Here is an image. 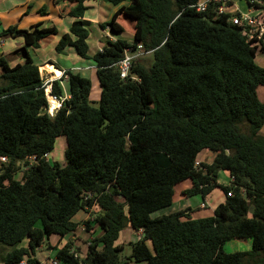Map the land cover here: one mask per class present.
Here are the masks:
<instances>
[{"label":"trees","instance_id":"1","mask_svg":"<svg viewBox=\"0 0 264 264\" xmlns=\"http://www.w3.org/2000/svg\"><path fill=\"white\" fill-rule=\"evenodd\" d=\"M72 1L68 15L76 20L54 49L72 48L94 62L98 107L89 101L90 80L68 71L60 81L66 78L69 98L48 115L46 85L27 48L55 36L54 27L0 34L20 37L25 59L11 67L0 57V157L8 160L0 170V244L9 249L2 264H40L36 248L73 233L72 218L93 203L98 210L83 225L96 235L80 243L77 257L68 242L52 248L59 264H264V102L257 97L264 69L255 49L226 15L197 13L198 0H131L101 25L118 39L89 57L82 20L89 0ZM121 14L134 24L131 43L121 38ZM138 46L150 63L134 59L129 78L120 79L124 50ZM50 86L53 97H62L59 81ZM58 137L65 140L63 165L42 159ZM203 151L213 158L196 167ZM30 157L37 163L30 165ZM219 172L228 185L216 182ZM186 180L192 186L185 194L205 201L219 187L224 202L206 218H151ZM127 228L142 236L122 259L119 235ZM245 239L251 250L223 251L227 241Z\"/></svg>","mask_w":264,"mask_h":264},{"label":"crops","instance_id":"2","mask_svg":"<svg viewBox=\"0 0 264 264\" xmlns=\"http://www.w3.org/2000/svg\"><path fill=\"white\" fill-rule=\"evenodd\" d=\"M130 4L131 0H122V2L117 5L105 2L104 0H89L84 3L86 11L82 20L87 23L86 28L88 31V37L86 43L88 46L89 57H92L95 53L100 51L105 41L115 42L118 39L117 37L113 36L109 31H107L108 27L102 28L101 25L110 21L113 15L120 8L127 7ZM73 7L74 3L72 0H0V34L10 27H16L20 30H30L37 24H40V28L54 27L56 29L57 34L55 36H51L48 39L43 40L40 43L39 47L36 49L28 47L27 52L29 53L33 64L36 65L38 67V70L41 71H39V74L41 73L40 78L44 82V84L49 82L51 84L54 81H59L62 89V97L58 98L59 101H63V99L67 100L69 98L68 92H64L65 89L68 90L66 85V78L60 81V78L65 72L70 71L74 73H79L82 77V74H85L87 75L88 79L89 77H91V75H96V67L94 62L92 60H83L79 58L72 48H67L64 54H57L55 52L54 48L58 43L59 39L64 34L69 33V29L72 23L76 20L75 18L68 15V12ZM41 10L42 14L40 12ZM126 20L127 19L122 14L119 15L117 18V24L120 25L124 30L123 35L121 36L122 39L126 33L125 26L123 23H127V21H129ZM130 22L131 23H128L131 30L129 36L132 39L134 33V24L131 20ZM23 46V41L20 37L5 36L3 38H0V57H4L5 61L11 67L15 66L16 64H22L25 61V59H23L20 55ZM42 69L45 70V72ZM54 69L60 72V77H55V75H57L58 73H56ZM45 85L47 86V84ZM47 87L50 90V86ZM212 193L213 191L207 196L209 200L211 199ZM224 200L225 196L223 195L221 199L218 198L212 204L208 202L210 205L209 210L213 212L214 208L218 204L223 203ZM199 211L202 210L199 208ZM199 215H201V213H199ZM203 217L204 216H201L200 218ZM80 230L82 231V229ZM74 232L70 233L72 237L69 239L68 242L71 244L72 249H75V247L79 246L80 243H83L84 240L83 238H81V236H77ZM85 234L86 236H88L87 232H85ZM127 236H131L132 239H134L127 242L126 246H129V242H134L138 240L142 236V234L141 232H136L132 234L129 233ZM66 243L67 242H64L63 239L60 238L56 246L60 247ZM226 243L230 244V247H241V251H249L252 248L251 239L230 240ZM44 246L46 245H41L35 250L34 258L40 264H46L43 263L41 258H39L38 256L39 253H42L44 257L46 256ZM46 248H48V252L46 251L48 253L47 257H49V255L52 253L54 255V251L49 245V243L47 244ZM53 258L54 256L52 257V259ZM128 264L145 263L130 262Z\"/></svg>","mask_w":264,"mask_h":264},{"label":"rangeland","instance_id":"3","mask_svg":"<svg viewBox=\"0 0 264 264\" xmlns=\"http://www.w3.org/2000/svg\"><path fill=\"white\" fill-rule=\"evenodd\" d=\"M235 9L239 10L240 13L246 12L245 5L242 2L236 1V5L234 7H232L229 11H231V13H233L235 11ZM128 23H131V22L127 21V23H123L125 26V30H126V33L123 36V39L127 40V42L131 43L132 39L129 36L131 30H130ZM137 58L140 60H145L148 63H150L151 55L149 53L142 52L141 54H139V56ZM137 58H135V59H137ZM255 63L257 66L264 69V52L262 50H257L255 52ZM43 71L45 72V70H43ZM82 75H83V77L88 78L87 75H85V74H82ZM89 80L91 82V91L89 94V101L92 102V105L94 107H98L99 96H100V87H99L98 81L96 79V75L95 76L91 75V77H89ZM49 83H47V86H50ZM47 89H48V87L45 88V92H47L46 91ZM50 89H51V86H50ZM64 92L67 93L68 90L65 89ZM257 97H258V100L260 102H264V86H258L257 87ZM48 108H50L49 112L52 113L53 110L51 111V107H50L49 103H48ZM259 135L264 137V126L259 131ZM64 150H65L64 138H62V137L56 138L54 146H53V151L49 155L48 160H50L51 162H58L61 165H63L64 164ZM212 158H213V155L210 152H201L197 156V163L201 164L204 162V163L208 164L211 162ZM21 172L22 171H20L16 174V179H18V180L20 179ZM226 176L227 175L224 174V172H219L216 182L222 186L228 185V177H226ZM189 186L190 187L192 186L190 180H186V181H183V182L175 185L172 204L168 207H165L163 209H160V210H157V211L151 213L150 217L151 218H158V217H161L164 215H169V214L178 213V212H185L187 214H190L189 216L191 219L200 218L201 216H204V217L211 216L212 212L209 210V208H210L209 203L212 204L218 198L221 199V197L224 195L222 190L219 187L214 188L213 193L211 194V199L209 200L208 198H206L205 199L206 201H204V200H202L201 194H196V195L190 196L188 194L183 193L184 190L186 191L187 189H190ZM204 205L207 206L208 208L207 207L205 209L202 208ZM199 208L202 211H199ZM97 210H98L97 208H95V210H92V214L96 213ZM199 213H201V215H199ZM87 216H88V213L85 210H81L78 213H76L75 216L72 218V221L77 225L76 231L74 233L77 236H81V238L84 239L83 244H86L89 241H91V239L94 238V236L96 235V234H92L91 232H89V234H88L89 238H88V236H86V234H85L86 231H85V226L83 225V222L86 220ZM80 229H82V231ZM94 230L96 233L98 232L97 229H94ZM129 233L132 234L134 232H132V230H130V228H127L126 230L122 231L119 235L120 242L121 243L123 242L125 245V248H124L123 252L121 253L122 259L126 258L127 256H129L131 254L130 253L131 252L130 247H128L126 245H127L128 241H131L134 239H132L131 236H127ZM71 237H72V235L67 234L63 237V241L69 242V239ZM85 237H87V238H85ZM59 240H60V237L53 235L50 237V239L48 240V242H46L45 245L47 246V244L49 243V245L52 248H55L56 244ZM229 245L230 244L226 243L223 247L224 251L228 254L234 253V252H244V251H241V247H238V246L237 247H230ZM46 246H44L46 256L44 257L42 255V253H39V255H38L39 258H41V260L43 261V263H46V261L48 262V257H47L48 256L47 255L48 254L47 253L48 248H46ZM77 247L79 249H77L76 247L74 249L76 252H78L79 250L82 251V248H83L82 245H79ZM8 251H9V249L7 247L0 244V264L3 263L4 258H5ZM53 256H54L53 253L50 254L49 255L50 259H52Z\"/></svg>","mask_w":264,"mask_h":264},{"label":"built area","instance_id":"4","mask_svg":"<svg viewBox=\"0 0 264 264\" xmlns=\"http://www.w3.org/2000/svg\"><path fill=\"white\" fill-rule=\"evenodd\" d=\"M236 1L242 2L245 5L246 12L240 13L239 10L235 9L233 13L229 11L232 7L236 5ZM195 9L197 13H207L208 9L213 10V17L218 18L224 15L227 16V23L239 29L241 34L245 37L246 41L250 44L251 48L257 50H262L264 52V0H198ZM107 31L109 29L107 28ZM143 51L141 50V46H138L136 50L126 49L124 50L122 60L117 64V68L119 71L120 79L124 80L129 78L130 68L132 61L139 56ZM47 84V83H45ZM50 84V83H49ZM47 87V86H46ZM51 90V89H50ZM49 90V96L56 101L57 107L56 111L60 108L61 102L57 98L51 95V91ZM46 100L48 102L47 95ZM64 101V99H63ZM49 103V102H48ZM49 109L47 113L49 114ZM55 109L52 113L49 114L52 117L55 113ZM42 159L48 161L49 154H44ZM27 162L32 165L37 163V159L35 157H30L27 159ZM8 160L5 157H0V170L7 166ZM196 167H200V163H195ZM25 166L23 169H26ZM232 181V180H231ZM228 197L231 194H227ZM93 195L88 194L85 196V201L91 199ZM204 205L202 208H205ZM96 204L93 203L91 208H85V211L88 213V216L85 221L91 220L92 210H95ZM74 249H71V253L74 257L79 256V254ZM20 264H23L20 263ZM46 264H59V262L53 258L49 259Z\"/></svg>","mask_w":264,"mask_h":264},{"label":"bare ground","instance_id":"5","mask_svg":"<svg viewBox=\"0 0 264 264\" xmlns=\"http://www.w3.org/2000/svg\"><path fill=\"white\" fill-rule=\"evenodd\" d=\"M56 73H58V74L55 75V77H60V72L56 71ZM46 91L47 92H45V94L47 95L48 102H49V105H50L51 111H52V110H54L57 107V103L49 96V88Z\"/></svg>","mask_w":264,"mask_h":264},{"label":"clouds","instance_id":"6","mask_svg":"<svg viewBox=\"0 0 264 264\" xmlns=\"http://www.w3.org/2000/svg\"><path fill=\"white\" fill-rule=\"evenodd\" d=\"M45 88H46V87H45ZM60 98H61V97H60ZM56 112H57V111H56ZM56 112H55V113H56ZM55 113H54V114H55Z\"/></svg>","mask_w":264,"mask_h":264}]
</instances>
